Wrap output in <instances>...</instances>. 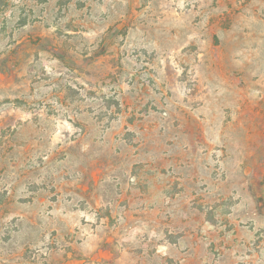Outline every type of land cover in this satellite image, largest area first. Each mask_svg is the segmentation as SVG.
<instances>
[{"label": "rangeland", "instance_id": "374dc122", "mask_svg": "<svg viewBox=\"0 0 264 264\" xmlns=\"http://www.w3.org/2000/svg\"><path fill=\"white\" fill-rule=\"evenodd\" d=\"M0 264H264V0H0Z\"/></svg>", "mask_w": 264, "mask_h": 264}, {"label": "trees", "instance_id": "16d2710c", "mask_svg": "<svg viewBox=\"0 0 264 264\" xmlns=\"http://www.w3.org/2000/svg\"><path fill=\"white\" fill-rule=\"evenodd\" d=\"M258 203H259V205H260V203H262V200H259ZM261 205H262V204H261Z\"/></svg>", "mask_w": 264, "mask_h": 264}]
</instances>
